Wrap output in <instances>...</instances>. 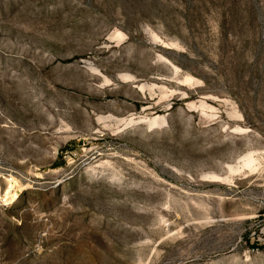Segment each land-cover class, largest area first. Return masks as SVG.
I'll return each mask as SVG.
<instances>
[{
	"label": "rangeland",
	"instance_id": "374dc122",
	"mask_svg": "<svg viewBox=\"0 0 264 264\" xmlns=\"http://www.w3.org/2000/svg\"><path fill=\"white\" fill-rule=\"evenodd\" d=\"M0 264H264V0H0Z\"/></svg>",
	"mask_w": 264,
	"mask_h": 264
},
{
	"label": "bare ground",
	"instance_id": "6f19581e",
	"mask_svg": "<svg viewBox=\"0 0 264 264\" xmlns=\"http://www.w3.org/2000/svg\"><path fill=\"white\" fill-rule=\"evenodd\" d=\"M11 189H14L13 191L15 192V194H14L15 196H16V195L19 193V191H20L19 188H18V190H17V188H16L15 185H12V186H11Z\"/></svg>",
	"mask_w": 264,
	"mask_h": 264
}]
</instances>
